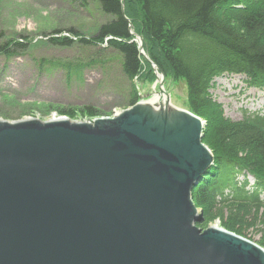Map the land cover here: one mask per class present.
<instances>
[{
  "label": "water",
  "instance_id": "obj_1",
  "mask_svg": "<svg viewBox=\"0 0 264 264\" xmlns=\"http://www.w3.org/2000/svg\"><path fill=\"white\" fill-rule=\"evenodd\" d=\"M159 74L165 99L114 115L0 119V264H264L255 243L197 225L191 191L214 157Z\"/></svg>",
  "mask_w": 264,
  "mask_h": 264
},
{
  "label": "trees",
  "instance_id": "obj_2",
  "mask_svg": "<svg viewBox=\"0 0 264 264\" xmlns=\"http://www.w3.org/2000/svg\"><path fill=\"white\" fill-rule=\"evenodd\" d=\"M96 2L107 20L91 40L80 38L79 42L106 43L119 54L121 72L131 82L141 73L144 59L133 40L137 33L157 71L184 83L188 110L206 122L202 140L214 163L191 191L203 217H209L217 205L235 204V208H262L260 217L264 220V112L231 121L210 93L214 80L224 74L244 76L249 87L264 90V0ZM69 32L75 33L72 29ZM50 43L69 47L73 40L56 37ZM25 48L22 42H4L0 54L13 56ZM137 99L130 84L129 105ZM83 112L94 116L98 111L85 106ZM247 176L253 177L251 185ZM228 226L243 235L232 222ZM260 245L264 248L261 241Z\"/></svg>",
  "mask_w": 264,
  "mask_h": 264
},
{
  "label": "rangeland",
  "instance_id": "obj_3",
  "mask_svg": "<svg viewBox=\"0 0 264 264\" xmlns=\"http://www.w3.org/2000/svg\"><path fill=\"white\" fill-rule=\"evenodd\" d=\"M105 20L107 16L96 0H0V44L26 45L13 56L0 54V119L70 116L79 120L114 115L131 106L130 84L136 89V102L151 100L159 90V72L145 60L143 48L142 71L129 82L121 72L116 51L107 48L106 43L79 42L80 38L91 40ZM56 37L72 38L73 44L54 46L50 40ZM137 37L141 38L134 34V39ZM162 89L172 106L188 110L181 80L164 75ZM210 93L220 104L223 116L231 121L240 122L245 115L264 112V90L249 87L244 76L224 74L214 80ZM85 106L96 109L97 115L83 112ZM252 178L247 176L249 182ZM261 212L262 208L257 207L217 205L197 225L225 229L264 250L260 245V241L264 243ZM231 222L241 228L243 235L230 230Z\"/></svg>",
  "mask_w": 264,
  "mask_h": 264
},
{
  "label": "bare ground",
  "instance_id": "obj_4",
  "mask_svg": "<svg viewBox=\"0 0 264 264\" xmlns=\"http://www.w3.org/2000/svg\"><path fill=\"white\" fill-rule=\"evenodd\" d=\"M159 79H160V77L158 76V80ZM155 99H165V97L163 96V94H161V95L155 94L151 100H155ZM142 102H144V101H142Z\"/></svg>",
  "mask_w": 264,
  "mask_h": 264
}]
</instances>
